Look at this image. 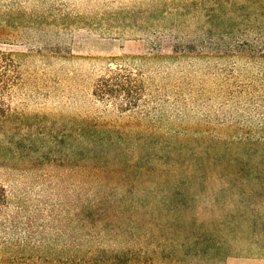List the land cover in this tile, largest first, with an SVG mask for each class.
<instances>
[{
    "label": "rangeland",
    "instance_id": "obj_1",
    "mask_svg": "<svg viewBox=\"0 0 264 264\" xmlns=\"http://www.w3.org/2000/svg\"><path fill=\"white\" fill-rule=\"evenodd\" d=\"M232 1L0 0V50L30 54L8 100L43 117L0 119V139L26 135L35 143L33 153L4 159L0 183L32 202H78L81 186L91 185L78 154L82 124L102 131H90L96 136L114 134L106 128L122 137L160 134L184 172H193L207 137L223 142L215 144L225 162L241 159L244 136L264 138V3ZM156 54L176 57L141 70L146 88L137 111L156 105L155 128L94 96L114 58ZM163 123L170 131L160 130ZM244 159L262 164L256 155ZM257 245L235 241L223 264H264Z\"/></svg>",
    "mask_w": 264,
    "mask_h": 264
},
{
    "label": "trees",
    "instance_id": "obj_2",
    "mask_svg": "<svg viewBox=\"0 0 264 264\" xmlns=\"http://www.w3.org/2000/svg\"><path fill=\"white\" fill-rule=\"evenodd\" d=\"M29 55L0 50V119L43 118L8 100ZM175 57L114 58L93 94L135 119H152L155 128L162 121L156 105L137 111L146 88L141 70ZM165 127L170 131L165 123L160 130ZM104 130L114 134L96 136L90 131H102L79 126L78 154H84L82 173L91 185L81 186L78 202H32L26 192L0 183V264H223L237 240L264 249V138L244 136L241 159L229 156L227 163L215 144L222 141L207 137L193 172H184L172 164L179 155L162 135L122 137ZM32 144L26 135L0 139V167L4 159L33 153ZM252 155L262 164L244 159Z\"/></svg>",
    "mask_w": 264,
    "mask_h": 264
}]
</instances>
